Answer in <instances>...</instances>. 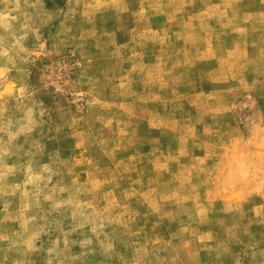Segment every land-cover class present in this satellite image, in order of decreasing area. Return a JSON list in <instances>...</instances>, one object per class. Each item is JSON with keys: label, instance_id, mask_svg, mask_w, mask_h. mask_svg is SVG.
I'll list each match as a JSON object with an SVG mask.
<instances>
[{"label": "rangeland", "instance_id": "rangeland-1", "mask_svg": "<svg viewBox=\"0 0 264 264\" xmlns=\"http://www.w3.org/2000/svg\"><path fill=\"white\" fill-rule=\"evenodd\" d=\"M0 264H264V0H0Z\"/></svg>", "mask_w": 264, "mask_h": 264}, {"label": "bare ground", "instance_id": "bare-ground-1", "mask_svg": "<svg viewBox=\"0 0 264 264\" xmlns=\"http://www.w3.org/2000/svg\"><path fill=\"white\" fill-rule=\"evenodd\" d=\"M233 199H235V196H230L229 197V201H232ZM237 199V198H236Z\"/></svg>", "mask_w": 264, "mask_h": 264}]
</instances>
